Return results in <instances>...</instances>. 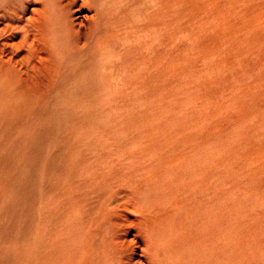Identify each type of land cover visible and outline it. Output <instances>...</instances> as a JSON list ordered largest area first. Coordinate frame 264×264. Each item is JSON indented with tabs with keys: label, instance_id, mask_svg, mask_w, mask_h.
I'll use <instances>...</instances> for the list:
<instances>
[{
	"label": "rangeland",
	"instance_id": "obj_1",
	"mask_svg": "<svg viewBox=\"0 0 264 264\" xmlns=\"http://www.w3.org/2000/svg\"><path fill=\"white\" fill-rule=\"evenodd\" d=\"M110 18L99 43L110 55L107 79L92 100L56 86V135L79 134L78 148L109 159L111 178L130 173L111 194L131 219L136 198L148 233L173 244L174 217L195 211L197 221L179 218L181 230L207 227L203 242L235 264H264V0H135ZM24 98L11 109L18 121L0 125V264L55 258L56 226L42 231L39 189L26 213L27 170L42 159L29 147L40 145L34 127L51 102ZM40 173L37 184L48 183Z\"/></svg>",
	"mask_w": 264,
	"mask_h": 264
},
{
	"label": "bare ground",
	"instance_id": "obj_2",
	"mask_svg": "<svg viewBox=\"0 0 264 264\" xmlns=\"http://www.w3.org/2000/svg\"><path fill=\"white\" fill-rule=\"evenodd\" d=\"M134 1L0 0V125L18 121L11 109L24 102H16L17 98L51 102L48 117L34 127L41 142L30 144L29 156L40 152L42 159L35 169L31 166L27 170L26 186L28 216L30 203L36 202L35 190L39 189L42 198L38 203L44 209L39 215L46 225L42 231L56 226L54 262H50L52 255L46 251L43 264H235L230 251L214 250L210 243L203 242L207 227L195 233L181 230L179 218L190 215L197 221L199 214L195 211L177 212L179 217H174L169 236L173 244L159 232L155 236L148 233L139 222L136 198L129 203L133 209H128L133 219L117 207L120 203L116 193L125 187L121 178L130 173L123 171L121 178V173L111 178L109 159L93 155L94 147L78 148L79 134L72 137L63 129L60 136L56 135L55 94L87 100L100 94L93 85L100 87L106 81L105 71L111 61L108 51L100 48V40L110 16L130 13ZM75 13L81 15L76 17ZM59 84L65 89L56 92ZM29 108L26 101V116ZM40 168L48 183L37 184L38 177L44 181ZM53 175L56 180L50 182ZM33 187L34 194L28 190ZM114 188L117 192L112 195ZM111 204H115L112 209ZM188 224L193 227V222ZM199 244L203 252H198Z\"/></svg>",
	"mask_w": 264,
	"mask_h": 264
}]
</instances>
